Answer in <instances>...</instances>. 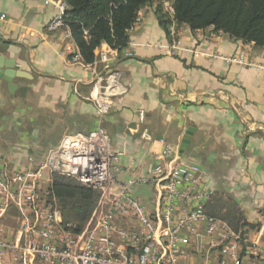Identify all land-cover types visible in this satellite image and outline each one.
Here are the masks:
<instances>
[{"label":"crops","instance_id":"0c3cea01","mask_svg":"<svg viewBox=\"0 0 264 264\" xmlns=\"http://www.w3.org/2000/svg\"><path fill=\"white\" fill-rule=\"evenodd\" d=\"M160 3L139 12L129 32L132 57H121L107 44L95 52L94 62L103 53L111 55L110 70L121 85L103 123L113 149L122 154L118 181L148 180L130 194L155 220L164 184L153 173L159 164L170 166V158L162 155L170 146L173 166L185 163L199 169V187L185 189L187 199L177 202L175 221L203 206L208 217L226 225L232 235H241L236 253L242 264H264V48L213 28L179 26L170 1L161 3L171 19L166 30L157 15ZM57 14L43 0H0V16L5 15L0 21V172L23 170L29 158L41 163L65 137L87 134L98 125L91 69L70 62L76 46L66 28L48 30ZM172 28L182 41L175 57L164 51ZM244 50L248 62L260 69L226 62ZM94 62L88 65L108 75ZM13 64L18 71L12 79L16 87L10 89L6 77ZM44 184L43 190L48 189L51 180ZM216 201L222 203L220 213ZM230 205L239 211L238 230L221 217ZM116 222L131 232L140 230L133 212ZM68 225L62 219L57 237L61 244L65 235H78ZM207 226L196 223L193 232L182 233L189 244L181 246L186 254L179 264H232L229 242L220 243L223 236L218 233L209 236ZM20 238L18 213L11 209L0 219V241ZM214 239L220 245L211 249ZM121 249L134 252L126 244ZM0 252V264H29L19 253Z\"/></svg>","mask_w":264,"mask_h":264},{"label":"built area","instance_id":"2783aa9c","mask_svg":"<svg viewBox=\"0 0 264 264\" xmlns=\"http://www.w3.org/2000/svg\"><path fill=\"white\" fill-rule=\"evenodd\" d=\"M43 1L58 11L48 30L66 28L68 37L73 39L65 24L68 11L66 2ZM4 18L5 15H1L0 21ZM169 37L171 42L164 51L166 55L175 57L182 50V41L176 36L174 28L170 29ZM75 50L70 62L83 64L92 71L91 99L97 104L98 125L87 134L65 137L41 163L37 164L33 158H29V165L23 170L0 172V219L11 209H16L21 235L13 243L0 241V250L19 253L29 264H179V259L186 254L181 246L189 244V238L182 233L193 232L196 223H205L209 236L218 233L223 236L220 243H224V239L229 242L227 252L232 264H242L236 253L242 241L241 235H232L226 230V225L208 217L203 206H197L178 222L175 221L177 202L187 199L185 189L199 187V169L185 163L173 166L175 153L170 146H165L162 153L165 159L170 158V166L159 164L153 173L164 184L162 204L155 220L130 194L135 185L148 180L141 178L128 184L118 181L122 154L113 149L111 137L103 125L105 116L110 112L111 100L118 95L121 87L118 75L110 70L111 55L103 53L99 61L94 62V65H103L108 73L105 75L96 71L93 64L85 63ZM247 55L244 50L225 60L229 64L260 69V66L248 62ZM125 56L130 58L133 55L127 51ZM53 174L72 177L100 193L98 207L86 228L75 237L65 235L64 244L57 240L62 227L60 209L55 201L49 199L47 189L43 190L44 182L51 180ZM130 212L138 217L139 232H131L117 225L116 219L126 217ZM163 237H166V241L162 240ZM220 243L214 239L210 242V248L215 249ZM123 244L134 252L130 255L122 250Z\"/></svg>","mask_w":264,"mask_h":264},{"label":"trees","instance_id":"16d2710c","mask_svg":"<svg viewBox=\"0 0 264 264\" xmlns=\"http://www.w3.org/2000/svg\"><path fill=\"white\" fill-rule=\"evenodd\" d=\"M68 5L65 24L69 29L82 60L91 64L95 52L109 45L123 58L130 43V30L139 12L154 1L173 4L174 22L191 30L213 28L243 43L264 48V0H64ZM157 8L160 23L168 30L171 19ZM48 197L60 209L63 225L70 224L72 232L81 233L92 218L100 194L72 177L53 174ZM218 213L222 203L216 201ZM221 215L238 230V210L230 205ZM238 211V212H237Z\"/></svg>","mask_w":264,"mask_h":264},{"label":"water","instance_id":"95a60500","mask_svg":"<svg viewBox=\"0 0 264 264\" xmlns=\"http://www.w3.org/2000/svg\"><path fill=\"white\" fill-rule=\"evenodd\" d=\"M10 69L12 70V72H10V73L7 74L6 80H7L8 83H9V87H10V89H15L16 85H13V83H12V79L15 77V74H16V72L18 71V67H16V65L13 64V66H11ZM20 75H21V74H20ZM21 76H22V75H21ZM186 145H187V144H185L184 147H187Z\"/></svg>","mask_w":264,"mask_h":264}]
</instances>
